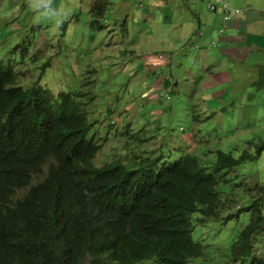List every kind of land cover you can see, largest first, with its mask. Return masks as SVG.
<instances>
[{
  "label": "rangeland",
  "instance_id": "obj_1",
  "mask_svg": "<svg viewBox=\"0 0 264 264\" xmlns=\"http://www.w3.org/2000/svg\"><path fill=\"white\" fill-rule=\"evenodd\" d=\"M93 1L105 2L102 15L89 11ZM153 1L154 7L151 0H52L64 17L57 30L28 0H0V60L12 63L23 88L36 84L52 95L82 94L91 133L101 146L96 166L121 160L130 168L135 155L158 156L161 164L189 153L190 146L210 162L219 150L234 157L243 151L254 155L256 145L264 142V88L256 91L252 83L264 71V54L252 51L249 39L243 47L233 41L238 38L224 44L219 36L230 35L229 27L227 34L213 33L205 51L199 46L191 50L189 39L179 36L187 32L183 20L189 9L202 6L203 0H189L185 9V0ZM234 2L241 12L247 5L257 10L264 6V0ZM228 3L232 9L233 0ZM179 12L181 24L174 20ZM226 16L234 20L233 13ZM188 25L195 27L194 22ZM259 25L262 31L264 22ZM195 30L193 38L201 42L203 30ZM193 74L204 77L192 96L188 80ZM162 79L177 85L164 89ZM177 86L186 89L184 96ZM227 176L221 191L233 203L217 218L194 223L192 238L202 244L204 255L189 264H233L230 248L249 213L226 216L259 197L252 184L264 186V151ZM252 247V256L264 261V230L252 235Z\"/></svg>",
  "mask_w": 264,
  "mask_h": 264
},
{
  "label": "trees",
  "instance_id": "obj_2",
  "mask_svg": "<svg viewBox=\"0 0 264 264\" xmlns=\"http://www.w3.org/2000/svg\"><path fill=\"white\" fill-rule=\"evenodd\" d=\"M103 5L93 1L89 11L102 15ZM17 78L12 63L0 60V264H81L86 255L88 264L203 258L202 244L192 238L194 223L217 218L233 203L221 191L227 175L255 161L264 142L254 155L219 150L211 162L190 146L161 164L158 156L135 155L130 168L121 160L96 166L100 145L82 94L23 88ZM188 81L193 96L200 78L193 74ZM252 87L264 88L263 70ZM252 185L259 197L226 216L249 213L230 248L233 264H264L252 256V235L264 230V186Z\"/></svg>",
  "mask_w": 264,
  "mask_h": 264
},
{
  "label": "crops",
  "instance_id": "obj_3",
  "mask_svg": "<svg viewBox=\"0 0 264 264\" xmlns=\"http://www.w3.org/2000/svg\"><path fill=\"white\" fill-rule=\"evenodd\" d=\"M172 1H175V0H172ZM194 1H199V0H194ZM200 1H202V0H200ZM225 1H227V0H225ZM188 2H189V0H185L186 4H188ZM205 2H206V0H203L202 6L201 5L200 6H194V7H196L194 10L189 9L188 16L186 15V18L183 20L184 21L183 24L187 25V32L185 33V35L179 36V38H180V40L181 39L182 40L189 39V42H190L189 48L191 50L196 48V46H199L200 50L205 51L204 46L206 44H210L213 41V39H214L213 33L216 32L223 24L222 17L220 14H208L206 12L207 10L205 8ZM230 2H231V0H229V3ZM248 2L250 3V1H248ZM257 2H259V0H257ZM203 4H204V6H203ZM150 5H152V7H154L153 6L154 5L153 0H151ZM231 6H232V8L238 9L237 8V2H234V0H233V3H231ZM247 6H248L249 12L247 15H245V18H236L234 20L231 19L229 24H227V27H229V29H230V30H228L230 32L229 33L230 35H223L219 38V40H221L224 44H228L229 40L238 38L237 40H233V41H235L236 44L243 47L242 45L246 43L247 39H249V42L253 45L252 51L254 49V50H258L260 53L264 54V36L262 35V32L264 31V27H263V30L260 31L261 26L259 25L260 21L264 22V6H263V10H257V9H255V7L253 5L251 7L249 5H247ZM185 8H186V6L184 7V9ZM251 10L253 11V14L251 16H248L249 13L251 12ZM180 13L181 12L175 13L176 18L174 20H177L178 24H181L183 22L182 20H179V18H178ZM168 15H170V13ZM190 22H194L195 27H192V26L190 27L188 25ZM199 24L202 25V30H203V32L200 35V37L202 39L201 42H197V40H195L193 38L196 35V30L194 31V28L196 29V27ZM236 30H239L238 32L241 34L240 35L236 34ZM226 32H227V30L224 31V33H226ZM256 33H258V34H256ZM248 34H249V38L247 36ZM251 53L252 52H250V54ZM200 56H201V54H200ZM241 62H243V60H241ZM198 63H200V61H198ZM247 69H249V68H247Z\"/></svg>",
  "mask_w": 264,
  "mask_h": 264
},
{
  "label": "clouds",
  "instance_id": "obj_4",
  "mask_svg": "<svg viewBox=\"0 0 264 264\" xmlns=\"http://www.w3.org/2000/svg\"><path fill=\"white\" fill-rule=\"evenodd\" d=\"M28 3H29V6L33 9V11L37 12L41 17H44V18H47L49 20L54 21V25L57 28V30L62 26V24L64 22V17L61 16L58 9H56L52 6V0H28ZM223 4L225 5V7H223ZM186 5L187 4L185 3V6ZM205 8H206V10L212 11L215 14H218V12H220L221 15L222 14L224 15V17H222V21H223L222 26L216 32H214V33H217L219 31L222 34L224 33V31L227 27V24H229V22L231 20V19H228L226 15H230L231 13H233L234 19L239 18V17L242 18V17H245V15H247L246 11L248 10L247 9L246 11L241 12L239 9H236V8L230 9L229 6H226L225 0H221L219 2L216 0H206ZM196 28L202 30V25L199 24ZM221 36H223V35H220L219 38ZM201 61H202V58H201ZM201 61H200V63H201ZM240 63H242V62H240ZM197 77L198 76H196V78ZM203 77H204V75L199 77L200 81L202 80ZM100 148H101V146H100ZM260 154H259V156H260ZM89 259H90L89 256L86 255L83 258V260L81 261V264H88Z\"/></svg>",
  "mask_w": 264,
  "mask_h": 264
},
{
  "label": "built area",
  "instance_id": "obj_5",
  "mask_svg": "<svg viewBox=\"0 0 264 264\" xmlns=\"http://www.w3.org/2000/svg\"><path fill=\"white\" fill-rule=\"evenodd\" d=\"M216 1H218V2H219V1H221V0H216ZM223 7H225V5H224V4H223Z\"/></svg>",
  "mask_w": 264,
  "mask_h": 264
}]
</instances>
